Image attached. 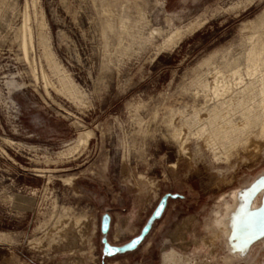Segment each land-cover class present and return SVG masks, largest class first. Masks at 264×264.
Instances as JSON below:
<instances>
[{"label": "rangeland", "instance_id": "rangeland-1", "mask_svg": "<svg viewBox=\"0 0 264 264\" xmlns=\"http://www.w3.org/2000/svg\"><path fill=\"white\" fill-rule=\"evenodd\" d=\"M248 55L264 59V0H0V264L207 260L181 239L217 230L215 213L264 176V140L218 162L186 119L211 106L214 77L233 78L226 62L246 76ZM165 192L183 197L137 248L106 256L100 214L122 244ZM260 239L232 264H264Z\"/></svg>", "mask_w": 264, "mask_h": 264}, {"label": "bare ground", "instance_id": "bare-ground-1", "mask_svg": "<svg viewBox=\"0 0 264 264\" xmlns=\"http://www.w3.org/2000/svg\"><path fill=\"white\" fill-rule=\"evenodd\" d=\"M171 38L169 37L167 41ZM250 55L246 58L247 77L240 70L239 60L234 63L226 62L233 78L220 80L219 77H214L212 86L205 85L207 91L212 94L209 98L211 106L205 105L202 111L194 110L186 119L188 138L199 144L218 162L228 163L235 156L258 150L261 141L264 140V59L256 60ZM259 66L261 67L258 69ZM179 114L183 115L180 110ZM78 143L83 144L86 141L79 139ZM183 150L187 152L188 149ZM231 197L233 203L229 205L225 202L223 216L219 212L215 213L219 217L216 221L217 230L213 227L209 236L200 239L196 237L189 242L182 241L191 243L197 250L207 247V251L203 253V257L207 260L202 264H220V261L224 264H232L236 256H243L249 250V248L234 249L229 237L234 218L252 207L248 199V190L234 192ZM193 221V217H189L184 226H178L172 233L173 239L176 241L179 234L183 236V229L188 228ZM224 239V247L229 254L221 255V260L215 263V256L218 254L216 245L219 244L221 251ZM261 240H264V236L258 242ZM180 255L175 251L164 254L163 264H180V259L185 258H181Z\"/></svg>", "mask_w": 264, "mask_h": 264}, {"label": "water", "instance_id": "water-1", "mask_svg": "<svg viewBox=\"0 0 264 264\" xmlns=\"http://www.w3.org/2000/svg\"><path fill=\"white\" fill-rule=\"evenodd\" d=\"M246 190H248L250 203L258 190H263V192L259 204L256 207L247 208L245 211L239 213L230 226L229 237L232 240V246L236 250L248 248L253 242L264 236V176L258 177L252 186ZM182 197L183 195L176 192L163 193L142 225L139 233L119 245L111 244L106 239L111 217L105 209L99 216L100 243L104 254L106 256H113L134 250L149 232L153 222L161 216L168 198Z\"/></svg>", "mask_w": 264, "mask_h": 264}, {"label": "crops", "instance_id": "crops-1", "mask_svg": "<svg viewBox=\"0 0 264 264\" xmlns=\"http://www.w3.org/2000/svg\"><path fill=\"white\" fill-rule=\"evenodd\" d=\"M154 223V222H153ZM152 226V225H151ZM187 228H185V229H183V230H186ZM181 238H182V236H181ZM183 241V239H181V242ZM137 248V247H136ZM133 251V250H132ZM130 252V251H129Z\"/></svg>", "mask_w": 264, "mask_h": 264}, {"label": "flooded vegetation", "instance_id": "flooded-vegetation-1", "mask_svg": "<svg viewBox=\"0 0 264 264\" xmlns=\"http://www.w3.org/2000/svg\"><path fill=\"white\" fill-rule=\"evenodd\" d=\"M216 259V258H215ZM218 262L217 260H215V263Z\"/></svg>", "mask_w": 264, "mask_h": 264}]
</instances>
